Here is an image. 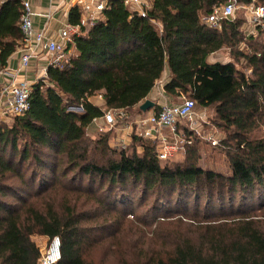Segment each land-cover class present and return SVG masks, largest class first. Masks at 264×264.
I'll list each match as a JSON object with an SVG mask.
<instances>
[{
  "label": "trees",
  "instance_id": "obj_1",
  "mask_svg": "<svg viewBox=\"0 0 264 264\" xmlns=\"http://www.w3.org/2000/svg\"><path fill=\"white\" fill-rule=\"evenodd\" d=\"M226 1L149 0L144 13L110 1L92 25L81 28L68 60L32 85L29 111L11 123L0 121V264H41L35 235L60 238L61 258L53 264H95L90 255L100 241L94 233L108 230H90L85 222L133 212L139 195H154L158 211L169 213L164 220L176 213L174 223H191L188 230L157 231L153 246L124 260L264 264V154L249 149L264 128V30L248 36L243 17L224 20L220 29L207 24L213 6ZM22 14L21 0L0 2L1 66L23 38ZM69 21L81 23L79 8ZM223 49H229V62L208 61ZM166 70L162 87L174 104L187 97L214 111V124L226 134L220 147L230 175L202 168L194 146L185 161L169 163L136 132L130 152L110 147L112 130L88 133L106 110L146 113L140 105ZM97 96L105 108L91 101ZM86 202L94 204L92 212H83Z\"/></svg>",
  "mask_w": 264,
  "mask_h": 264
},
{
  "label": "built area",
  "instance_id": "obj_2",
  "mask_svg": "<svg viewBox=\"0 0 264 264\" xmlns=\"http://www.w3.org/2000/svg\"><path fill=\"white\" fill-rule=\"evenodd\" d=\"M112 0H78L81 5V23L79 25H67L59 30V38L46 35L44 30L36 32L33 27V10L29 0L23 2V14L21 17V30L24 45L21 56V66L27 67L35 48L46 51L51 58L49 64L43 68L41 80L47 81L49 67H61L68 60L69 45L74 43V38L81 34V28L92 25L109 7ZM125 4H135L142 8L144 13L148 7L144 0H123ZM2 2V0H0ZM244 9L245 17L252 26L250 35L257 36L259 30H264V4L258 0H250L242 3L240 0H227L223 4H215L212 12L204 17V21L214 28H221L224 20H235L238 9ZM1 72V63H0ZM32 84L28 82H12L5 85L0 95V113L3 117L24 115L31 107ZM197 102L185 97L181 103L165 104L159 112L148 111L139 114L131 122L137 135L146 138L156 144L157 157L167 161L175 156L180 149V138L184 137L178 131V124L186 121L195 123ZM130 115L126 110H108L102 118L95 119L96 130L99 133L107 132L116 127L118 121L129 120ZM102 120V121H101ZM167 130L168 134L165 133ZM128 140L118 139L117 145L125 147ZM216 143V142H215ZM214 143V144H215ZM61 258V241L55 237L51 241L49 249L43 253L41 264H53Z\"/></svg>",
  "mask_w": 264,
  "mask_h": 264
},
{
  "label": "rangeland",
  "instance_id": "obj_3",
  "mask_svg": "<svg viewBox=\"0 0 264 264\" xmlns=\"http://www.w3.org/2000/svg\"><path fill=\"white\" fill-rule=\"evenodd\" d=\"M245 17L244 9H238L236 12V18ZM251 30L246 31V34L250 36ZM264 42V34L260 38ZM245 45H243L244 47ZM73 48V47H72ZM219 57L215 60L226 61L231 59L229 49H223L219 51ZM216 55V56H218ZM213 60V59H212ZM170 98V97H169ZM170 102L173 100L170 98ZM72 111L81 112L82 109L78 107H72ZM108 111V110H106ZM136 112H129L130 119L128 121L133 122L136 118ZM195 123L182 122L179 124L180 134L184 133V137L181 136L180 149L171 160L167 162H182L187 157L188 148L194 146L197 150L198 163L204 169H211L217 172H221L226 175L231 174V167L224 150L220 147V142L226 137V134L214 124V111L212 109L202 108L197 106ZM12 116L0 121L12 122ZM123 123L125 120H119L118 123ZM122 124V125H123ZM186 128V132H184ZM188 130V131H187ZM192 132L189 134L188 132ZM91 136L96 137L97 130H89ZM115 128L112 129L109 145L112 149L124 150L127 149L131 143L132 135L128 138L125 147L117 145V136ZM216 142V143H215ZM215 143V144H214ZM251 152H258L264 154V128L257 131L254 134L252 143L249 145ZM127 151H131L130 148ZM138 151H140L138 149ZM141 152V151H140ZM167 162H163L166 164ZM107 186V183H105ZM83 187H89V180L83 181ZM94 190L100 192V186L98 181L95 182ZM105 190V188H104ZM103 192V191H102ZM104 193V192H103ZM139 195V194H138ZM156 197L154 195H147L143 198L142 195L137 196L136 201L133 205V212H130L122 217L117 215L106 216L105 214L97 217L96 220L86 221L85 225L90 230H108L95 232L94 237L100 242L91 251V259L95 264H136L132 263L135 261L124 260L125 255L134 254L137 255L141 247L147 249L149 245H152L151 240L156 237V232L160 230H188L185 226L190 224V220L184 219V225L180 223H174L177 220L176 213H172L173 218L165 219V216H169V213H165L164 210L158 211L156 206ZM81 202H84L82 199ZM194 197L191 198L190 212L194 209ZM206 198L200 199V209L205 210ZM92 202H86L82 208L83 212H92ZM96 218V217H95ZM111 226V227H109ZM109 227V228H108ZM115 230H122L115 232ZM35 242L41 248L42 252L45 253L50 245L51 241L48 237L35 235L33 237ZM154 243L158 240L153 241Z\"/></svg>",
  "mask_w": 264,
  "mask_h": 264
},
{
  "label": "crops",
  "instance_id": "obj_4",
  "mask_svg": "<svg viewBox=\"0 0 264 264\" xmlns=\"http://www.w3.org/2000/svg\"><path fill=\"white\" fill-rule=\"evenodd\" d=\"M26 0H21L22 4ZM33 10V27L36 32L44 30L48 37L59 38L58 32L60 29L66 27L67 25H73L69 21L70 12L73 8H79L82 10L81 5L78 0H29ZM148 6H150L149 0H144ZM133 10H137L142 13V8L140 6L131 4L129 5ZM245 31L252 30V26L249 24L248 20L244 24ZM74 46V45H73ZM24 45L22 40L19 41V45L16 51L8 59L6 66H1L0 72V95L3 87L9 85L12 82H28L30 84H35L41 80L43 75V68L49 64L50 54L46 51H42L39 48H35V55L31 58L30 63L27 67L23 68L21 66V56L23 53ZM71 52L75 51V48H71ZM219 52H216L209 56L208 61L210 63L215 62H229L231 59L226 61L215 60L219 57ZM218 55V56H216ZM213 59V60H212ZM169 77V71L166 70L163 74V78L158 82L157 86L154 88L148 99L153 100L156 104L163 106L165 104H174L170 102V98L164 93L163 83ZM91 101L101 107L105 108V101L101 96H97L91 99ZM153 111V110H152ZM137 116V115H136ZM0 113V119H4ZM102 121V120H101ZM118 123L115 127L116 136L118 139L122 138L128 140L129 137L135 132V127L131 125L130 121L125 120L124 124ZM96 124L93 123L90 126V130H95ZM168 134L167 130L165 131Z\"/></svg>",
  "mask_w": 264,
  "mask_h": 264
},
{
  "label": "water",
  "instance_id": "obj_5",
  "mask_svg": "<svg viewBox=\"0 0 264 264\" xmlns=\"http://www.w3.org/2000/svg\"><path fill=\"white\" fill-rule=\"evenodd\" d=\"M156 106V102H154L151 99H146L141 105H140V109L143 112H148L150 109L154 108ZM70 110H72V107L70 108Z\"/></svg>",
  "mask_w": 264,
  "mask_h": 264
}]
</instances>
